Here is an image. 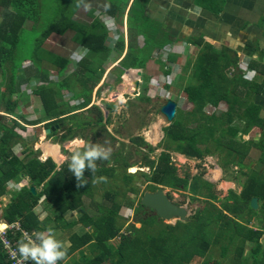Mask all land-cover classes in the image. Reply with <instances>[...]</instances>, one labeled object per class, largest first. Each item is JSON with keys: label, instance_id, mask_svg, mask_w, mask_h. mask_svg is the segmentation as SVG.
Listing matches in <instances>:
<instances>
[{"label": "trees", "instance_id": "16d2710c", "mask_svg": "<svg viewBox=\"0 0 264 264\" xmlns=\"http://www.w3.org/2000/svg\"><path fill=\"white\" fill-rule=\"evenodd\" d=\"M103 1L104 11L113 17L122 29L127 16L130 44L128 53L120 63L121 73L124 69L144 68L154 51L162 50L168 44L181 39L175 36V28L171 29L172 25L170 27L168 21L161 23L147 13L151 0ZM226 1L197 0L196 5L219 15ZM81 5V0H0V69L3 71L1 85L10 77L8 94L19 90V87H16L18 73L27 60L31 62L29 68H35L34 73L32 76L21 75L19 81H47V74L45 75L41 67L44 61L50 62L58 72V80H51L50 86L39 85L34 89V95L43 100L44 118L41 120L28 121L25 115L17 113L20 101L11 100L5 93L2 94L0 112L5 113V116L0 118V199L10 193L6 186L10 181L18 182L28 176L31 185L22 187L19 192L11 195L8 206L0 209V219L8 223H19L23 231L31 234L46 227L64 233L81 225L85 231H71L68 238L71 245L67 248L66 255L75 252L80 254L74 264H194L196 258L201 259V262H198L200 264H222L211 256L213 247L224 243L221 257L227 258V253L234 250L232 246L238 241L240 242L234 246L235 251L232 252L228 264H264V248L261 242L264 238V228L249 227L250 220L247 218L242 221L245 215L250 214L252 217L255 214L251 200L257 197L261 203V226H264V177H261L264 175L260 176L264 170L246 173L242 192H230L219 208L213 203L217 200L214 185L203 180L200 175L192 177L186 174L183 178L179 177L169 153V150H173L191 160L211 156V150L202 147L201 139L205 134L208 143L216 145L217 151H227V162L224 167L220 165L223 170L228 165H236L242 169L246 167V163H243L246 159L256 160L257 163L258 159L264 161V138L258 143H242V138H237L238 134L250 133H259L264 137L263 109L254 102V98L262 92L263 86L245 80L241 73L237 72L240 61L237 51L228 47L216 51L211 45H205L207 50L201 49L194 63H186L184 73L192 69L187 75L188 83L183 87L186 82L184 81L174 90L185 96L188 105L191 104L188 111L180 110L176 113L179 119L186 116L189 123L184 125L180 120L178 123L175 120L164 128V140L159 145L164 151L156 161L150 160L147 155L142 156L144 165L151 170L150 173L140 172L142 180L147 182V190L156 192L162 187L182 189L189 193L191 200L198 196L205 199L204 206L190 217V221H177L174 225L165 224L158 216L148 213L150 209L142 205L141 199L138 198L142 192L134 182L136 176L127 172V169L133 166L127 162L128 156L114 154L113 162L124 168L122 172L117 171L116 167H107L105 163L97 161V170L94 173L86 172L88 183L81 186L68 172V162L60 167L51 158L42 162L39 159L40 151L24 143L21 132L22 129L25 131L24 124L35 126L38 129L37 136L41 134L40 127L43 123L45 129L59 126L49 137L55 136L59 129L67 126L66 132L59 138L60 142L75 139L78 136L76 127L81 126L75 121L78 118L77 113L91 103L93 92L104 76L106 70L103 64L113 51L107 42L109 33L99 18L94 17V9L90 11L92 19L89 25L75 20L74 15ZM165 25L167 30L164 32L161 26ZM68 33H73L72 41L75 44L84 46L88 51V56L78 64L80 70L78 66L74 71L70 70L72 61L65 57L66 54H54L44 47L52 35L64 37ZM140 36L144 41L143 46L138 44ZM133 38L136 40L133 41ZM202 41L203 37L187 40L197 47H201ZM248 47L245 52L248 57L245 58H253L255 53L259 55L256 49L251 51L250 44ZM114 49L123 53L124 34L120 36ZM27 50L29 55H25ZM168 60L169 64L177 61L173 55H170ZM157 62L162 64L160 59ZM90 63L93 67H88ZM169 64L165 66H170ZM29 68H26V72ZM227 70H231V77L228 76ZM164 72L170 73L169 70ZM185 74L181 75L179 80H186ZM129 78L127 81H131ZM74 83L79 86H74ZM166 88L171 89L170 86ZM64 90L71 94V100L82 97L85 101L76 106L70 105L63 99ZM25 98L27 95L24 93L22 101ZM222 104L227 107L223 119L228 121L216 119ZM28 105L30 106L29 103L25 106ZM207 106L214 108V112H204ZM112 108L107 106V110ZM91 109L98 112L95 123H103L104 114L101 108L94 105ZM240 123H244V126L241 127ZM232 124L234 126H230ZM221 130L223 132L217 136L216 133ZM133 143L137 148L147 144L142 137L133 139ZM16 145H22L18 153L14 151ZM254 149L257 151L251 156L250 150ZM149 152H152L151 148ZM130 156L133 154L130 153ZM101 176L106 177V180L100 181L98 178ZM122 183L125 185L122 186ZM32 186L36 188L35 193L31 191ZM99 190L102 191L101 202L97 199ZM169 198L171 199L170 195ZM42 199L43 208L51 213L45 220H42L35 210ZM125 206L129 211L134 209L135 222L140 223L141 227L127 224L130 215L125 217L121 214ZM78 211H83L78 220L68 221L65 218L66 214ZM7 236L14 242L16 249L22 233L9 232ZM247 247L252 261L246 255ZM85 249L92 256H88ZM0 264H11L9 250L4 247L2 240Z\"/></svg>", "mask_w": 264, "mask_h": 264}, {"label": "rangeland", "instance_id": "374dc122", "mask_svg": "<svg viewBox=\"0 0 264 264\" xmlns=\"http://www.w3.org/2000/svg\"><path fill=\"white\" fill-rule=\"evenodd\" d=\"M185 0H183L182 2H184ZM82 5L81 7L78 8L76 14L74 15V19H76L78 22L83 23L85 25H89L91 22V16L88 14L92 9L95 10L94 14L97 16V14H100V11H104V5L105 2L103 0H81ZM181 0H156V3L158 4V6L160 7H164L167 8L168 10H171L170 12H172V14L174 15V17L172 16V14L169 13V16L174 18V21L177 22V24L180 22V25L178 24V26H180V28L182 27H186L185 24L189 25V30H191V25H195V21L192 20L191 15H189L188 12L186 11H182L181 9V5L179 6ZM160 7H158L157 9H161ZM178 11H176L177 9ZM98 11V12H96ZM180 12V13H178ZM153 13V12H151ZM157 14V12L155 13ZM176 14H179L180 17L183 16L184 19H179L177 18ZM100 18L102 19V17L100 16ZM103 21L105 22V24L108 26L109 30H113L112 28L116 27V31L118 30V26L115 23V21L112 20H107V18L103 17ZM169 21V20H168ZM173 21V22H174ZM187 28V27H186ZM193 29V28H192ZM124 32L126 31V28L124 27ZM191 33L190 36H188L187 38L184 39V42H187L188 39H193L197 38V37H203V36H197V35H202V34H198V33ZM206 34V32H205ZM72 36L73 33L71 34H67L64 37L58 36V35H52L44 44V47L51 51L54 52L55 54H70V58H71V65L69 66L71 71H74L75 68L78 66L79 64V59H81V57L85 56V52L84 49H82L80 47V50L78 52L79 47L76 46V44L72 41ZM118 36V35H117ZM192 37V38H191ZM200 40V38H199ZM203 40L204 37H203ZM140 46L142 45V40L139 42ZM193 44V43H191ZM231 44L230 41H228V45ZM180 45V44H179ZM182 46V45H181ZM180 46V47H181ZM180 47H177L175 49H173L172 46H169L168 48L164 49V51H161L160 55L157 56V54L153 57V60L151 63H149V68L147 70H145L144 75L145 78L150 76L151 78H157L158 74L161 73V70L159 69L158 65L154 62L155 59L159 58L163 61H165V58L168 57L169 54H172L173 52H177ZM110 48H112V45H110ZM172 52V53H171ZM163 53V54H162ZM175 54V53H174ZM25 55H29V51L27 50ZM90 61V60H89ZM177 61H179V59H177ZM185 61V59H184ZM92 62V59H91ZM180 63L183 64V61H179ZM89 63V62H86ZM248 63V59L246 58V62ZM42 66V71L46 72L48 74V77L50 78V80H58V72L57 70L54 69L53 65L48 62V61H44L41 64ZM109 62L105 64V68L108 71L109 70ZM180 66V64H178ZM31 66V62L30 60H27L25 63H23V66L21 67L19 73H18V82L16 84V87H19V90L16 91V93H9L8 94V88L7 85L10 83V77L7 78L6 82L4 85H1V82L3 81V71H1L2 69H0V105H2L1 102V97L2 94L5 93V95L8 97H10L11 100H19L21 102V106L17 109V113L18 114H22V115H28V118L26 116V119L28 121H34L36 119H43L44 118V110L41 109L40 106V101L38 99L37 96L34 95V89L35 87L39 86L40 83L36 82L35 80H33L32 82L29 81L28 84H26L23 81H19L20 76L23 74H26V68ZM88 67H93V64L90 63L88 65ZM79 70L80 65L78 66ZM155 71V73H153V71H149V70H153ZM178 70V66L176 68ZM118 71H108V73L106 72L105 78H106V85L103 87L102 91L97 92L95 94H93L92 96V100H94V103L96 106L98 107H102L103 108V114L105 117V120L109 118V121L107 123H95V121L97 120L98 117V112L94 109H90V111H86L85 113H82L83 115L80 114L78 119H75V121H78L80 119L86 120L87 122H89V124L86 125H82L81 126H77L76 129L79 130L81 127V130L78 131V136L73 139V140H69L66 141L64 143H61L59 138L61 137V135L63 133L66 132L67 130V126L64 127V129H59L58 133L55 136H51L49 137L46 136L45 133V127L41 126L40 130H41V134L39 136L36 135V131L38 129H32L35 128V126H27L24 123V127L25 131L22 129L21 132L23 134H25V138H24V143L28 144L29 146L33 147L34 150H39L41 155L40 157L43 158V144H48L51 146L54 145L58 148V153L60 155V159L58 161L59 164H63L64 161L66 160L67 162L70 159V155L71 153L76 150V148L80 147L82 148L83 145H77L74 144L73 141L74 140H83L86 143L87 142H91V143H100L106 147H110L112 149V153H111V157L110 160L108 161H101V163H105V166L107 167H116V170L119 172H122V169H124L123 167H120L118 164L113 162V159L115 158L114 154H119L122 155V157H126L127 158V162H129V164L133 165L132 167H129L127 169L128 173H132L136 176V179L134 180V182H136V184L140 187L142 194L138 197L139 199L142 198L143 194L145 192H148V185L147 182H144L142 179L143 177L140 176V172L143 173H150L151 170L149 167L144 165V160L142 158L143 155H147L149 157L150 160H155L158 159L161 154L162 151H164L163 148H161L159 145L164 140V128H166L169 123L166 120V118L161 114L160 110H161V102L163 99L162 93L161 91H159V94L156 98L151 96V93L149 92V87H148V94L146 95L147 98H151V101H148L146 99L137 97V94L134 93L132 94V92L134 91V82L131 81H127L128 78V74L127 75H123L122 79V84L119 86H116L113 90H110V86L113 85L112 83L116 80V75H117ZM153 73V74H152ZM10 75V73H8V76ZM136 73H135V77H136ZM140 78V77H139ZM163 80L166 82V78L164 77L163 74H161L158 77V80ZM171 79V78H170ZM173 79V78H172ZM24 80V79H22ZM25 81V80H24ZM186 80H182V82H184ZM187 82L183 83V87H185L187 85ZM48 85V82L46 81L45 85ZM130 85H132L131 87H129ZM121 87V88H120ZM128 87L130 89H128ZM174 89H177L174 87ZM130 90V91H129ZM96 91V90H95ZM20 92H22L23 94L26 93L27 94V98L23 99L22 102V97L23 94H20ZM67 91H65L64 93H66ZM173 93H175L173 91ZM155 93L153 92V95ZM67 98L69 97V94L66 93ZM175 95V94H174ZM173 96L172 94H170V97ZM176 96L178 98H176ZM175 97H173L174 101L178 104V108H177V113L180 110H187L186 107V101L184 100L185 97H182L184 95H176ZM29 97V98H28ZM164 99H169V98H164ZM26 100V101H25ZM26 102V103H25ZM72 103V105L74 104H79L80 102H83V98H79L77 101L73 102L70 101ZM30 104V106H25L26 104ZM110 105L113 108L109 111L106 108V105ZM189 108V107H188ZM227 107L225 108H220L218 109V112L216 114V119L217 121H221V120H225L228 121L226 119H223L226 115L224 114L225 112H227ZM5 111V110H4ZM204 112L206 113H213L214 109H206ZM1 114H3V112H0ZM78 115V114H77ZM3 116H5V113L3 114ZM195 118V116H194ZM176 123H178V121L180 120V122L182 124H187L188 122V118L185 116V118H181L179 119V117L175 118ZM174 120V121H175ZM38 121V120H37ZM194 122V120H192ZM46 123H48V121H46ZM73 123V121H72ZM43 125V124H41ZM235 125H237L235 123ZM86 126L84 129L83 127ZM226 126H228L226 124ZM230 126H234V124L230 125ZM242 127V125H240ZM191 127V125H190ZM227 131V130H226ZM221 132H223L222 130L219 131L217 134V136H220ZM242 138V143H247V142H255L258 143L261 141V139H263L264 137L259 133L257 134H253V135H239L237 138ZM143 138L144 141L147 143L146 145H142V146H138L133 143V139H138V138ZM202 144H203V148H209L212 152L211 156H207L204 159L198 160V159H187L185 156L180 155L179 153L173 151V150H169V153L171 155L172 158V163L173 166L177 169V175L179 177H185L186 174H190L192 177L193 176H202L203 180H209L211 183H213L214 185V194L217 196V200H215L216 206H218L219 208H221L220 204L223 201H226L227 196L230 194V192H235L237 194H240L241 192V187L244 183V181L246 180L247 176L245 175L253 173L254 170H256L257 172L261 169H264V161L258 159V163H254V161L250 160H245L243 163H246V167L244 168H240L239 166L236 165H228L226 166L225 170H222L220 168V165L222 167H224V164L227 162L226 159V153L227 151H224V153H221L219 151H217V147L216 145L212 144V143H208L207 139H206V135L203 134L202 135ZM42 139V140H41ZM44 139V140H43ZM42 141V142H41ZM139 144V143H138ZM37 146V147H36ZM22 148V145H17L14 147L15 152H19ZM149 148L152 149V152H149ZM251 149H253V146L251 147ZM247 151V150H246ZM257 151L256 149L254 150H250V153H253ZM130 153L133 154V156H130ZM139 153V154H138ZM258 154L260 155V152L258 151ZM121 157V158H122ZM235 166V168H234ZM134 170V172L132 171ZM264 175V171H262L260 173V176ZM264 177V176H261ZM24 187L25 186H29V181L28 180H24L23 183H21ZM98 184V183H97ZM125 184L122 183V186H124ZM14 186V184L9 185V191L14 189L12 188ZM162 189L166 192V194L171 197V200L176 203L179 206H183L187 209L188 211V220L190 221V217H193V215L195 214V212L197 210H200L201 207L204 206V200L201 196L196 197L195 200H191V196L189 195V193L185 190L179 189H172L169 187H162ZM8 191V192H9ZM151 192V191H149ZM98 195H97V199L101 202V195H102V191L99 190L97 191ZM226 193H228V195H225ZM138 198H136V201L138 200ZM10 200L8 198V196L3 197L0 200V209L3 210L4 208H6L9 204ZM211 205H213L210 202ZM209 204V206H210ZM41 206V207H40ZM39 207H37L35 210L41 215L42 220L44 219V217L46 216H50L51 213L49 210L44 209V203L40 204ZM127 207L125 206L122 211L121 214L125 217H130L129 222L127 224H135L137 228L141 227L140 223L135 222V216L133 215L134 213V209H131L130 211L128 209H126ZM260 209V205L259 208L257 210H255V214L251 217L250 214L245 215L242 219V221H245L246 218L250 220V224L252 223L253 225H262L261 224V210ZM149 214L153 215V212L150 210V212H148ZM45 216H42V215ZM83 214V211H78V212H71L65 215V218L68 221H72V220H78L81 215ZM251 217V218H250ZM253 219H256L257 222H252ZM1 222L3 221V219H0ZM45 220V219H44ZM163 222L165 224H176V220L173 221H166L163 220ZM52 225H54V223H52ZM5 226L2 225V223H0V228L3 229ZM82 226H78L76 228H74V231L80 232ZM253 228H257V227H253ZM214 230L215 227L213 228ZM68 232L69 230H66L64 233H58V237L63 240L65 242V248L69 246V241L67 239L68 236ZM83 232V231H82ZM57 233V232H56ZM240 241H238L237 243L235 242L232 246V249L234 248V250H232L230 253H227V258H222L221 257V249L222 246L224 245V243L221 244H217L213 247L212 249V253L211 256H213L215 259H218L221 261L222 264H228L231 260V256H232V252L235 251V247L236 245L239 244ZM89 251H86V254L88 256H91V254L88 253ZM246 255L249 256V252L246 251ZM70 258H76L77 260L80 258V254L77 252L73 255L68 256V258L65 261V264L70 262ZM250 260L252 261L251 256H249ZM203 260V259H202ZM198 262H201L200 258H196L193 263L194 264H200Z\"/></svg>", "mask_w": 264, "mask_h": 264}, {"label": "crops", "instance_id": "0c3cea01", "mask_svg": "<svg viewBox=\"0 0 264 264\" xmlns=\"http://www.w3.org/2000/svg\"><path fill=\"white\" fill-rule=\"evenodd\" d=\"M182 1L183 0H181V2L179 4V6L181 5L182 11L184 10V11L188 12L189 15H191V17H192V20L196 22L195 25H193V26L191 25V30H189V27H188L189 25H187V24H185L187 28L186 27L180 28V26H178V24L180 25V22H182V21H180L177 24V22L174 21V18H173L174 15L172 14V12H170L171 10H168L167 8H164V7H160L156 3V0H151L149 2L148 7H147V13L150 14L151 17H156L157 21H159L161 23H166L169 20L167 22V24L170 27L172 25L171 29L175 28V36H177V38H181V39L175 40L174 42L168 44L162 50L154 51L152 58L148 61L147 65L144 68H141V69H133V68L124 69L123 73L120 72L119 67H120V63L123 61L126 54L128 53L129 44H130L129 33H128V24H127V16H125V21H124V27L126 28V31L124 32L123 31L124 28L122 29L117 24V21H115V19L113 17H111L110 15H108L105 11H100V14L98 13L97 16L94 14V17H98L99 20L102 22V24L107 28L108 33H109L108 34L109 37L107 39V42H108L109 47H110V45H112L111 49H113L112 53L106 57L105 63L103 64V68L106 70L105 64L109 62L110 65H109L108 71H110V70L118 71L117 75H116V80L112 83L113 85L110 86V90H113L116 86L121 85L123 82L122 79H124L123 75L128 74V77H130L129 79H131V82H134V85H133L134 91L132 92V94L136 93L137 97L146 99L148 102V101H151V98L146 97V95L148 94V87H149V92L151 93V96L154 98H156L159 94V91H161L162 96H163V99L161 102V107H162L163 101H166V100H173L174 101L175 98L173 99V97H175L176 95H178V96L183 95V94H178L176 92V90H174V87L179 88L180 85L178 86V84L181 83V80H179V79H180L181 75L185 74L183 71V68L185 67L186 63L188 61H192V62L194 61L195 62V60L197 59V57L199 55V51H201V49H203V51L207 50L205 45H211L216 51H221L223 49V47H228L234 51H237V54L239 56L240 61L238 64L239 67L237 68V72H240L245 80H248L251 83L261 84L263 86L262 92L254 98V102L257 105H259L260 107H262V109H263L262 116L264 117V0H227L226 4L224 5L223 11L219 15H215L214 13L209 12V11L202 9L201 7L197 6L196 5L197 0H185L184 2H182ZM158 7H160L161 9H157ZM176 9H177V7H176ZM176 11H178V9ZM96 12H98V11H96ZM151 12H153V13H151ZM156 12H157V14H155ZM169 13L172 14L173 17L169 16ZM178 13H180V12H178ZM88 14L90 15V12ZM100 16L102 17V19L100 18ZM176 16L179 19H182V20L184 19V17L183 16L180 17L179 14H176ZM103 17L107 18V20L115 21V23L118 26V30L116 31V27L112 28L113 30H109L108 26L103 21ZM161 28L163 29L164 32L167 30L166 25L161 26ZM195 32L198 34H202V35H197V36H203L205 39L204 41H202L201 47H197L194 44L184 42L185 38L190 36L191 33L194 34ZM205 32H206V34H205ZM122 34H124L125 49H124L123 53H119V51L115 50L114 47L117 46V41ZM135 40L136 39L133 38V41H135ZM141 40H142L141 46H143L144 45L143 38L141 36L138 37V44ZM228 41H230L231 44L228 45ZM249 44H250L251 51L256 49L259 52V55H258V53H255L253 55L254 56L253 58L249 57L250 58V59L248 58L250 60V61H248L249 65L246 67L243 64V62H241V60H243L244 57H248L245 55V52H246V50L249 49V47H248ZM76 46L79 47L78 52L80 50V47L82 49H84V51H86L85 56H83V57H81V59H79L80 61H83L88 56L87 55V53H88L87 48H85L84 46L78 45V44H76ZM169 46H172L173 49L181 46L179 49H177L178 50L177 52H173V53L171 52L172 54H169L168 57L170 55H173L174 58L179 59V61H183V64L180 63L179 61H176L173 64H169L168 57L165 58V61L160 59V61L162 62V64H161V63L157 62V60H159V58H157V59H155L154 62L158 65L159 69L161 70V73L158 74L157 78H151L150 79V77H151V75H150V76L146 77V79H144L145 78L144 72H145V70H147L149 68V63L152 62L153 57L156 54H157V56H159L161 54L160 52L164 51V49L168 48ZM52 53H54V52H52ZM66 56L70 58L69 54H66L65 57ZM259 56H260V58H259ZM184 59H185V61H184ZM70 60H71V58H70ZM165 64L166 65L169 64L170 66H165ZM178 64H180V66ZM163 65H164V67H163ZM177 66H178V70L176 69ZM34 70H35V68H29V70L26 72V75L32 76L34 73ZM164 70H169L170 73L166 74L164 72ZM108 71L107 70L105 71L102 80L100 81V83L95 88V90H96V91L94 90L95 94L98 92V89H100V88H101L100 91H102L103 87L107 84L105 81L106 80L105 75H106V72L108 73ZM138 71L142 72L141 76L138 75ZM149 71H153V73H155L154 69L149 70ZM189 72L191 73L192 69L190 71L186 72V74H185L186 75V82H187V75ZM44 73H45V75L47 74L46 72H44ZM135 73L137 75L136 77H135ZM227 73H228L229 77L232 76L231 70H227ZM161 74H163L164 77L166 78V80H169L170 82L160 83L159 82L160 80H158V77ZM23 75H25V74H23ZM46 76L48 78V80H47L48 85L47 84L45 85L46 80H41V82L40 81H36V82H39L40 85H44L47 87L50 86L51 80L48 77V74ZM137 82L139 83V89H137V87H136ZM25 83L28 84L29 82L26 81ZM74 86H79V85L77 83H74ZM131 86L132 85H130L129 87H131ZM166 86H170L171 89L166 88ZM173 91L175 93H173ZM62 92L64 94V98H63L64 101L69 102L70 105H72V103L70 101H73V102L77 101L76 99L71 100V97H70L71 94L69 92H66L69 94L68 98H67L66 93H64L65 90ZM94 92H93V94H94ZM153 92L155 93L154 95H153ZM20 94H23V93L20 92ZM170 94H172L173 96L170 97ZM182 97H185V96H182ZM164 98H169V99H164ZM176 98H178V97L176 96ZM38 99L40 101L41 109L44 110L43 105H42V101H43L42 98L39 97ZM184 100L186 101L187 110H189V108H191V104L188 105L186 98ZM15 101H19V100H15ZM84 101L85 100L83 99V102ZM81 103L82 102H80L79 104H81ZM79 104H74L72 106H76ZM94 105H95L94 100H92L91 103L88 106H86V108L80 110L79 112L81 113V115H83L82 113H85L86 111H90L89 109L93 108ZM105 105L107 108L108 105L107 104H105ZM20 106H21V102H20L18 108ZM225 107L226 106L223 104L220 106V108H225ZM177 108H178V104H177ZM208 108L214 109L211 106L206 107L207 110H208ZM101 110L103 111L102 107H101ZM160 112H161V110H160ZM184 112H185V110H184ZM80 113H77L78 118L80 116ZM25 116H27V118H28V115H25ZM103 123H107V119L105 120V117H104ZM172 123H169V125H171ZM236 123H237V121H236ZM77 124L86 125V124H89V122H87L86 120L80 119L77 121ZM240 124L242 126H244V123H240ZM42 126H44V123ZM85 127L86 126H84L83 129ZM32 129H36V128H32ZM80 130H81V127L78 131H80ZM251 135H253V134H251ZM23 137L25 138V134H23ZM16 153H18V152H16ZM252 155H255L254 152L251 153V156ZM48 158H51L57 164L58 167H60L62 165V163L61 164L58 163L59 160H56L55 158H53L51 156H48L46 158L39 157V159L42 162L46 161ZM66 162L67 161L65 160L64 163H66ZM254 163L255 164L257 163L256 160H254ZM220 168H221V166H220ZM234 168H235V166H234ZM262 170H264V169H261L260 171H262ZM24 180L29 181V186H27V187H30L31 180L28 176L23 177V179L21 181H18V182L10 181L6 184V186L9 190V185L14 184V186L12 187L14 189L10 190V193L5 194L3 197L8 196V198L10 200L11 195L13 193L19 192V190L22 187H24L21 184V183H23ZM207 181H209V180H207ZM242 190H243V185L241 187V192H242ZM35 191H36V188H35ZM225 195H228V193H226ZM40 202L42 204L43 199ZM37 213H39V211ZM42 216H45V215L43 214ZM47 217H44V219ZM261 220H262V217H261ZM252 222H257V221H256V219H253ZM78 226H81V225H77L74 228H76ZM254 226L259 228V229L264 228V226L262 227L260 224H258V225H253L252 223L249 224V227L253 228ZM71 231L76 232V231H74V229H72ZM71 231L69 230L67 239L69 238V235L72 233ZM82 231H85L83 229V227H81L80 232L78 230L79 233H81ZM56 232H57V235H58V233L60 235V230H58ZM263 240H264V238L262 239L261 242H263ZM68 241H69V239H68ZM69 243H70V241H69ZM70 245H71V243L69 244L68 247L65 248V250H67V248H69ZM248 247H250V246H248ZM248 247H247V251H249ZM86 249H85V252H86ZM75 253H77V252H75ZM88 253L90 254V252H88ZM71 255H73V254H71ZM68 256H70V255H66L65 258L62 260V262H60V264H65V261L68 258ZM91 256H92V254H91ZM76 261H77L76 258H70V262H68L66 264H74Z\"/></svg>", "mask_w": 264, "mask_h": 264}, {"label": "clouds", "instance_id": "9594fccd", "mask_svg": "<svg viewBox=\"0 0 264 264\" xmlns=\"http://www.w3.org/2000/svg\"><path fill=\"white\" fill-rule=\"evenodd\" d=\"M241 62L244 64L246 58L244 57ZM3 114L0 113V118ZM73 143L83 145V147H78L71 153L67 165L68 172L82 186L88 183L85 173H94L97 170V161L110 160L112 149L100 143H86L83 140H74ZM98 179L104 181L106 177L101 176ZM0 223L5 226L0 230L7 229L8 225L11 224L5 220L2 222L0 220ZM7 232L10 231L7 229ZM16 251L20 257L26 261H31L32 264H58L66 255L65 242L58 237L56 231L51 227L36 230L31 235L22 236L17 241Z\"/></svg>", "mask_w": 264, "mask_h": 264}, {"label": "water", "instance_id": "95a60500", "mask_svg": "<svg viewBox=\"0 0 264 264\" xmlns=\"http://www.w3.org/2000/svg\"><path fill=\"white\" fill-rule=\"evenodd\" d=\"M138 75L141 76L142 72L138 71ZM137 89H139V83L136 84ZM177 112V103L173 100L163 101L161 107V114L166 118L169 123L175 120ZM59 126L51 127L45 129L46 136L50 135ZM31 191L35 193V188L31 187ZM140 203L146 208L153 212V215L158 216L162 220L166 221H188V211L185 207L175 204L163 189H159L156 192H145L140 200ZM260 201L257 197L251 200V207L257 210L260 205ZM264 248V240L262 242Z\"/></svg>", "mask_w": 264, "mask_h": 264}, {"label": "built area", "instance_id": "2783aa9c", "mask_svg": "<svg viewBox=\"0 0 264 264\" xmlns=\"http://www.w3.org/2000/svg\"><path fill=\"white\" fill-rule=\"evenodd\" d=\"M244 65L247 67L248 63H244ZM159 82L160 83H166V82H170V81L166 80V82H165L164 79L163 80L160 79ZM7 229L10 232H15V231L21 232L22 236L31 235L30 232L23 231L20 224L16 223V222L9 224ZM7 229L0 230V240H2L4 247L9 250L11 264H32L31 261H26L22 257H20L18 252L16 251V249H14V242H12L11 239L8 238ZM263 231H264V229H263ZM58 264H60V263H58Z\"/></svg>", "mask_w": 264, "mask_h": 264}, {"label": "bare ground", "instance_id": "6f19581e", "mask_svg": "<svg viewBox=\"0 0 264 264\" xmlns=\"http://www.w3.org/2000/svg\"><path fill=\"white\" fill-rule=\"evenodd\" d=\"M42 148H43V150H42L43 151V155L42 156L44 158H46L48 156H51V157L55 158L56 160H59L60 159V155L58 153V148L56 146H54V145L51 146V144L50 145L43 144ZM132 171L134 172V170H132Z\"/></svg>", "mask_w": 264, "mask_h": 264}, {"label": "flooded vegetation", "instance_id": "af4514ba", "mask_svg": "<svg viewBox=\"0 0 264 264\" xmlns=\"http://www.w3.org/2000/svg\"><path fill=\"white\" fill-rule=\"evenodd\" d=\"M176 204V203H175ZM149 212H150V210H149Z\"/></svg>", "mask_w": 264, "mask_h": 264}]
</instances>
